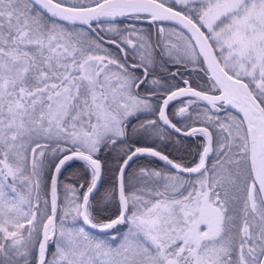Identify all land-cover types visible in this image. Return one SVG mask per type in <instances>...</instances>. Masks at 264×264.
<instances>
[{
  "label": "snow or ice",
  "instance_id": "obj_1",
  "mask_svg": "<svg viewBox=\"0 0 264 264\" xmlns=\"http://www.w3.org/2000/svg\"><path fill=\"white\" fill-rule=\"evenodd\" d=\"M0 264H264V0H0Z\"/></svg>",
  "mask_w": 264,
  "mask_h": 264
},
{
  "label": "trees",
  "instance_id": "obj_2",
  "mask_svg": "<svg viewBox=\"0 0 264 264\" xmlns=\"http://www.w3.org/2000/svg\"><path fill=\"white\" fill-rule=\"evenodd\" d=\"M138 26H139V24H138ZM144 26H147L146 22L144 23ZM186 143L187 144H191L192 145V150L193 151L195 150V143L193 141H186ZM169 151H173V150L169 149ZM184 155H186V154L184 152H182V151L179 152V153H175L173 151V155L171 156V158L175 159V158H178V156H184ZM154 166L155 167H163V164L162 163H154ZM74 167H76V166L74 165ZM69 171H71V169H69Z\"/></svg>",
  "mask_w": 264,
  "mask_h": 264
},
{
  "label": "bare ground",
  "instance_id": "obj_3",
  "mask_svg": "<svg viewBox=\"0 0 264 264\" xmlns=\"http://www.w3.org/2000/svg\"><path fill=\"white\" fill-rule=\"evenodd\" d=\"M145 23V22H144Z\"/></svg>",
  "mask_w": 264,
  "mask_h": 264
}]
</instances>
